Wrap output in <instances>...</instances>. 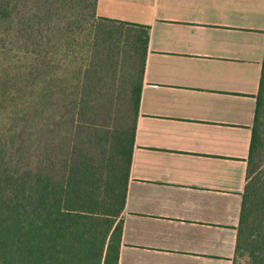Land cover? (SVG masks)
I'll return each instance as SVG.
<instances>
[{
  "label": "trees",
  "instance_id": "1",
  "mask_svg": "<svg viewBox=\"0 0 264 264\" xmlns=\"http://www.w3.org/2000/svg\"><path fill=\"white\" fill-rule=\"evenodd\" d=\"M96 3L0 0V264H118L149 28ZM255 98L232 264H264V57Z\"/></svg>",
  "mask_w": 264,
  "mask_h": 264
},
{
  "label": "crops",
  "instance_id": "2",
  "mask_svg": "<svg viewBox=\"0 0 264 264\" xmlns=\"http://www.w3.org/2000/svg\"><path fill=\"white\" fill-rule=\"evenodd\" d=\"M149 28L118 264H232L264 0H97Z\"/></svg>",
  "mask_w": 264,
  "mask_h": 264
},
{
  "label": "rangeland",
  "instance_id": "3",
  "mask_svg": "<svg viewBox=\"0 0 264 264\" xmlns=\"http://www.w3.org/2000/svg\"><path fill=\"white\" fill-rule=\"evenodd\" d=\"M118 79H119V73L117 74V72H115V70H112L110 72H107V69L103 70V80H102L103 81V85L105 87L110 85L111 87L106 88V90H110V91L112 90L113 95H114V92L117 90V86H118L117 85V80ZM114 87H116L115 90H114ZM107 102L108 101H106V103ZM8 107L9 106L7 105L6 109H8ZM107 107H109V106L107 105Z\"/></svg>",
  "mask_w": 264,
  "mask_h": 264
}]
</instances>
